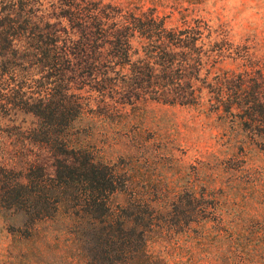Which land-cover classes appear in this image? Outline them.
Masks as SVG:
<instances>
[{"label": "rangeland", "instance_id": "obj_1", "mask_svg": "<svg viewBox=\"0 0 264 264\" xmlns=\"http://www.w3.org/2000/svg\"><path fill=\"white\" fill-rule=\"evenodd\" d=\"M103 1L137 14L153 13L168 27H185L184 19L191 24L199 19L207 25L203 35L223 45V58L197 91L204 97L201 106L148 102L144 108L95 114L90 104L86 119L75 124L78 132L94 134L104 159L128 168L134 194L147 193L154 185L149 199L159 200L158 191L170 195L174 205L192 209L187 203L192 194L183 187L197 184L194 197L206 201L205 211L196 207L194 214L173 218L191 225L189 236L178 229L163 239L151 237L148 249L157 257L153 259L164 264H264V207L259 204L264 193V0ZM247 59L255 66L252 76L213 77L238 72ZM48 81L0 77V86H21L26 98L46 89ZM72 85L73 93L87 96L88 87L82 88L79 79ZM236 89L242 96L259 99L232 107L216 106L207 99L232 95ZM9 97L0 96V195L10 185L23 183L24 189L41 199L20 204L12 220L8 213L13 201L0 196V264H94L85 256V249L94 252L92 241L77 245L69 235L46 224V165L52 160L44 124L50 120L34 116L17 100L6 103ZM228 145L234 146L237 156L231 150L227 153ZM246 236L253 239L247 250L254 256L232 247V241Z\"/></svg>", "mask_w": 264, "mask_h": 264}, {"label": "trees", "instance_id": "obj_2", "mask_svg": "<svg viewBox=\"0 0 264 264\" xmlns=\"http://www.w3.org/2000/svg\"><path fill=\"white\" fill-rule=\"evenodd\" d=\"M183 22L185 27H168L153 13L137 14L103 0H46V6L44 0H0V77L49 79L46 89L26 98L21 86L2 83L0 96H10L6 103L17 100L34 116L50 120L44 124L52 160L46 165V224L77 245L92 241L94 252L85 249V256L94 264H164L149 252L150 238L163 239L178 229L189 236L191 225L173 218L194 214L196 207L206 209V201L194 197L193 182L183 187L192 194L187 200L192 209L174 205L170 195L158 191L159 200L149 199L154 185L147 193L134 194L128 168L104 159L94 134L78 132L75 125L86 119L90 104L95 114L144 108L148 102L201 106L204 97L197 91L223 58V45L203 35L207 25L201 20ZM249 60L238 72L213 77L252 76L255 66ZM77 79L82 88L88 87L86 97L73 93ZM236 92L207 99L229 107L259 99ZM229 150L238 155L234 146L228 145ZM24 185H10L0 195L13 201L8 213L12 220L20 204L41 199ZM260 200L264 207V193ZM232 242L243 255L254 256L247 250L253 242L250 236Z\"/></svg>", "mask_w": 264, "mask_h": 264}]
</instances>
